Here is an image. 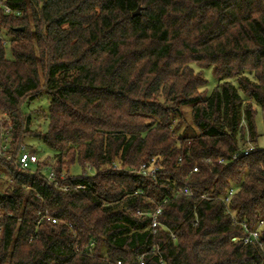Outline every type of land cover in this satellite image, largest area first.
Here are the masks:
<instances>
[{"label": "trees", "instance_id": "obj_1", "mask_svg": "<svg viewBox=\"0 0 264 264\" xmlns=\"http://www.w3.org/2000/svg\"><path fill=\"white\" fill-rule=\"evenodd\" d=\"M194 65L218 80L207 96ZM44 95L32 134L23 107ZM258 109L264 126V0H0L6 155L28 137L53 151L36 171L0 159V264H264V148L233 159L257 145ZM151 162L156 179L133 173Z\"/></svg>", "mask_w": 264, "mask_h": 264}, {"label": "built area", "instance_id": "obj_2", "mask_svg": "<svg viewBox=\"0 0 264 264\" xmlns=\"http://www.w3.org/2000/svg\"><path fill=\"white\" fill-rule=\"evenodd\" d=\"M5 12L7 14H17L19 15L18 12L12 11L10 8L5 7ZM5 128L0 127V159L7 160L8 162H13L15 165L19 166L23 170H30L33 169L36 171L40 159L37 156L36 153L27 150L24 146L22 147V152L20 153L19 157L17 159H13L10 155H6V151L8 150L9 142H10V136L8 132H4ZM263 146L260 145H248L246 147H240V150L238 153H236L233 157V159H237L241 156H247L251 154L254 150L258 149H263ZM220 163H225V160H221ZM113 170H123L119 165H114ZM160 172V167L155 164V162L143 164L137 171L133 172L139 175L140 177L147 178V179H156L159 175ZM194 172H198V168H194ZM41 174L44 175V179L47 182L48 185L53 186L54 188L58 189L61 188V183L60 180L57 178V175L54 170L49 169L42 171ZM97 172L92 169L91 167H87L86 170L83 173L84 177H93L96 176ZM69 176L67 174H62L61 180H68ZM77 188H81V186H77ZM65 190H68L67 187L64 188ZM236 190L234 188H231L227 195L218 198L219 200L229 203L231 200V197L235 194ZM179 195H183L186 197H191L194 198L196 197L194 191L192 190V184L187 180L181 183V188L178 192ZM206 198V196H204ZM168 200L163 201L162 204L167 203ZM162 213V207L159 206L155 211L147 213L149 216L152 218V225L153 227H157L159 225L158 221V216L161 215ZM146 215V214H142ZM44 219H47L48 221H52L53 223H57L56 219L52 218L49 214L48 211L44 213ZM260 225H264V220L260 222ZM1 232V228H0ZM233 242H239L243 241L245 244L250 243L251 241L255 242H260V235L258 231H251L249 232V236H244V237H235L232 239ZM118 264H122L121 262H118ZM139 264H145L144 262V255L140 257L139 259Z\"/></svg>", "mask_w": 264, "mask_h": 264}, {"label": "rangeland", "instance_id": "obj_3", "mask_svg": "<svg viewBox=\"0 0 264 264\" xmlns=\"http://www.w3.org/2000/svg\"><path fill=\"white\" fill-rule=\"evenodd\" d=\"M9 52V51H8ZM10 56V53H8ZM194 69L197 73L201 74V77L205 80H207L208 84L206 87L202 88L200 90L203 95H209L218 85V80L213 76L212 69H201L198 66L194 65ZM49 101L50 97L47 95H44L43 97L34 100L28 104H26L23 107L24 113L28 114V116L31 117V124H30V131L33 133H44L47 131L48 127V113H49ZM185 118L178 120V124L180 125V132L182 133L188 127L191 125V111L189 108H185ZM26 116V117H28ZM4 118L3 116H0V121H2ZM257 126H258V132L261 135L259 137V141L257 145L263 146L264 145V126H263V114L260 109H258V116H257ZM7 121V120H6ZM4 120L0 123V127H3ZM8 123V121H7ZM10 125V123H8ZM193 128V127H192ZM24 146H26L27 150L32 151L37 154V156L44 160V158L51 156L53 154V151L47 147L44 143V141L41 138L38 137H28L24 143ZM71 173L73 176H81L84 173V170L81 169L79 165H76L72 168ZM1 178V177H0ZM6 181L7 179H0V187L1 182ZM2 188V187H1Z\"/></svg>", "mask_w": 264, "mask_h": 264}, {"label": "water", "instance_id": "obj_4", "mask_svg": "<svg viewBox=\"0 0 264 264\" xmlns=\"http://www.w3.org/2000/svg\"><path fill=\"white\" fill-rule=\"evenodd\" d=\"M140 12H141V9L139 8L135 13H134V16H137V15H139L140 14Z\"/></svg>", "mask_w": 264, "mask_h": 264}]
</instances>
